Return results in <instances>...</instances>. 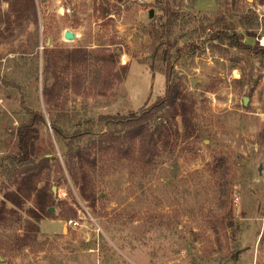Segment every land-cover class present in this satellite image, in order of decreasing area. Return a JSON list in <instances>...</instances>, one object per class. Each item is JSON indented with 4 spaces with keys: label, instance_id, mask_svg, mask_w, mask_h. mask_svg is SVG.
<instances>
[{
    "label": "rangeland",
    "instance_id": "374dc122",
    "mask_svg": "<svg viewBox=\"0 0 264 264\" xmlns=\"http://www.w3.org/2000/svg\"><path fill=\"white\" fill-rule=\"evenodd\" d=\"M147 1L35 0V17L31 0H0V201L16 190L11 174L23 169L11 157L19 116L29 105L46 117L36 158L48 164L39 185L49 183L55 199L51 214L41 213L36 223L38 240L22 247L15 240L25 232L33 202L7 203L12 212L0 222V264H264V59L204 29L225 13L236 26L231 33L251 45L259 38L261 45L264 0ZM167 1L180 14V26L168 38L178 39L169 61L173 79L196 100L194 120L204 132L198 139L181 137L175 147L158 144L150 164L138 162V152L129 160L92 149L91 157L99 154L94 206L70 176L67 150L51 120L90 118L93 134H101V116L137 114L165 95L167 63L160 60L162 51L153 56L149 33L168 20L161 10ZM244 17L259 19L258 38L240 28ZM67 30L77 37L66 38ZM75 50L83 59L68 64L61 55ZM46 53L63 71L62 84L50 92ZM22 61L39 65V80L22 79L23 91L17 72ZM176 120L163 110L151 128L168 124L181 133V117Z\"/></svg>",
    "mask_w": 264,
    "mask_h": 264
},
{
    "label": "trees",
    "instance_id": "16d2710c",
    "mask_svg": "<svg viewBox=\"0 0 264 264\" xmlns=\"http://www.w3.org/2000/svg\"><path fill=\"white\" fill-rule=\"evenodd\" d=\"M31 4L34 16L36 17L35 0H31ZM161 10H165L168 20L164 24H160L161 21L154 24L149 34L154 38V43H156L153 56L156 57L157 53L162 51L160 60L167 63L165 95L159 97L151 107L137 114L123 117L101 116L100 123L98 124H103L105 129V131H101V134H93L91 127L95 125V122L90 118L79 119L65 114L63 120L59 117L51 120V125L55 134L59 139H63L65 149L67 150V170L73 180L80 186L82 196L86 200L92 202L94 206L97 201V193L94 185L93 170H95L99 161V154L114 151L120 158H127L130 160L132 155L138 152V162L150 164L157 155L158 144L164 147H171L173 145L175 147L182 141L181 137H196L198 139L202 135V127L198 123H195L194 120L196 100L185 92L180 82H176L173 79L174 67L169 62L172 58L171 50L178 39L172 41L168 38L170 34H172L173 28L180 26L179 23L177 24L180 14L171 9L168 1ZM209 14H212V11L205 13L206 19L210 21L212 17H209ZM226 17L225 13L218 14L215 20L210 22L208 26H205L204 29L210 28L211 30H216L213 39L219 40L220 42L227 41L229 45L233 47L243 49L264 59V45L258 43L259 38L257 36V31L261 27L259 19L255 18L251 20L248 17H244L241 18L238 23L240 28L245 29L251 37L258 38V42L251 45L243 42L242 37L239 35L240 33L236 31L230 32V30L236 28V26ZM164 45H167V47L161 50ZM193 46H195V44H193ZM79 52V50H75L74 52L61 56L67 59L68 64L76 58L77 61L74 62L76 65L78 61H82L83 59ZM114 57V54L110 55L112 61ZM101 59H106V57L102 56ZM29 66L30 73L26 75L24 71ZM122 69L124 72H127V65L123 66ZM17 70V72H20L18 78L22 85V91L24 89L22 79L27 83H30L33 79L39 80L38 61L36 63H34V61L30 63L22 61L17 67ZM62 72L59 61L57 59H52L50 53H46V63L44 66L46 80L45 92L54 91L58 84H62V81L59 79ZM21 76H27L28 78H23ZM38 102L39 101L36 99V102L33 104L35 105ZM23 103L24 98L21 100L22 105ZM25 104L26 103H24V105ZM26 110V116H19L20 124L14 132L17 151L16 154L11 157L12 164H17L23 167V169L11 174V183L16 185V190L6 192L5 199L0 201V222L9 221L8 213H11L12 210L7 208L8 202H12L19 207H22L26 200H31L33 202V207H29L27 210L30 218H28L29 220H27L24 227L25 232L21 237L15 240L18 247L30 245L38 240L40 228L36 223L38 220L42 219L43 215L46 213L51 214L49 210L55 201L50 192L49 183H45L43 186L39 185V181L48 164L46 162H39L36 158V146L41 133L40 126L46 122V117L42 110H36L30 105ZM163 110L164 117H171L174 123L177 122L176 118L178 116L181 117L184 127L181 133H178L177 129L175 132H172L168 124H161V126H157L155 129L151 128V121ZM69 131L72 132L71 135L68 134L70 133ZM88 137L92 138L89 140ZM96 147H98V151L101 150V152L91 157V151ZM131 160L134 159L132 158ZM72 214L75 215L73 209ZM62 215L67 216L69 214L62 211ZM223 220L224 218L220 221L222 224L224 223ZM233 251H238V247L234 246Z\"/></svg>",
    "mask_w": 264,
    "mask_h": 264
},
{
    "label": "water",
    "instance_id": "95a60500",
    "mask_svg": "<svg viewBox=\"0 0 264 264\" xmlns=\"http://www.w3.org/2000/svg\"><path fill=\"white\" fill-rule=\"evenodd\" d=\"M153 13H154V11H153V9H152L150 15L153 16ZM65 37L68 38V39H73V38H76L77 35L74 34L72 31L67 30V31L65 32ZM247 101H248V100L245 98V103H247ZM54 191H55V193H57V192H56V188H54ZM0 260H3V259L0 257Z\"/></svg>",
    "mask_w": 264,
    "mask_h": 264
},
{
    "label": "built area",
    "instance_id": "2783aa9c",
    "mask_svg": "<svg viewBox=\"0 0 264 264\" xmlns=\"http://www.w3.org/2000/svg\"><path fill=\"white\" fill-rule=\"evenodd\" d=\"M140 2H144V3H146V2H148L147 0H139ZM262 44H264V42H262ZM68 224H73V222L72 221H70Z\"/></svg>",
    "mask_w": 264,
    "mask_h": 264
}]
</instances>
